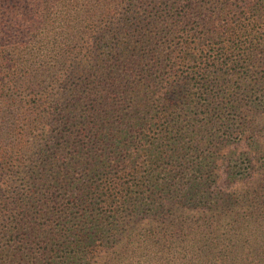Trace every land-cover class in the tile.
<instances>
[{"label": "trees", "instance_id": "trees-1", "mask_svg": "<svg viewBox=\"0 0 264 264\" xmlns=\"http://www.w3.org/2000/svg\"><path fill=\"white\" fill-rule=\"evenodd\" d=\"M0 264H264V0H0Z\"/></svg>", "mask_w": 264, "mask_h": 264}]
</instances>
